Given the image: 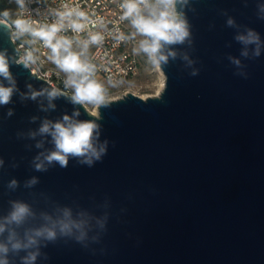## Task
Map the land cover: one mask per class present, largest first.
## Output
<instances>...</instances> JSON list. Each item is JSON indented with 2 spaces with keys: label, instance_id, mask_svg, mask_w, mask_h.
<instances>
[{
  "label": "water",
  "instance_id": "95a60500",
  "mask_svg": "<svg viewBox=\"0 0 264 264\" xmlns=\"http://www.w3.org/2000/svg\"><path fill=\"white\" fill-rule=\"evenodd\" d=\"M176 8L189 36L165 46L160 94L129 92L97 114L18 63L0 20V85L13 88L0 104V264H264V0ZM82 121L98 125L100 159L49 163L42 125Z\"/></svg>",
  "mask_w": 264,
  "mask_h": 264
},
{
  "label": "clouds",
  "instance_id": "9594fccd",
  "mask_svg": "<svg viewBox=\"0 0 264 264\" xmlns=\"http://www.w3.org/2000/svg\"><path fill=\"white\" fill-rule=\"evenodd\" d=\"M183 0H121V21H127L131 28L130 37H139L136 46L133 49L135 54H143L153 67L159 68L162 63H167L168 56L164 54L166 45L183 43L189 36L187 23L182 18V14L177 11L176 5ZM17 3L23 6V0H17ZM4 17H8V11L3 12ZM57 22L41 27H33V23L26 19L17 18L14 21L15 29L18 33H29L32 37L38 38L43 42L44 47L50 50L47 59L51 61L56 68L67 75L66 86L73 89L72 100L75 103H90L99 106L105 102V91L102 85L93 78L96 70L95 65L82 59L83 51L76 52L72 50L73 40L65 36H59L58 33L65 28V21L73 32L80 33L84 31L89 23V17L86 12L79 8H69L65 5L64 11H57ZM95 23V22H92ZM119 32V31H118ZM123 32H119L117 40L125 41L130 38ZM245 43L253 42L258 38L249 33V37H238ZM104 40V36L99 33H90L89 38L82 42V48L87 50L90 44L98 45ZM174 55V53H169ZM257 55L259 52L257 51ZM34 62L32 52H27L21 57L18 63H23L28 67ZM0 76L10 79V72L6 58L0 54ZM13 92L12 87L0 85V104H7ZM57 91L53 90L48 93L50 98L57 96ZM39 93H33L35 99ZM64 121H69L68 116H64ZM98 125L92 121H82L75 123L56 122L50 126L45 122L40 128L41 133H49L55 144V151H52L47 157V161H57L62 167L67 166L68 157H86L85 162L91 164L92 157L100 159L101 148L99 151L93 146V135ZM37 169L41 168L40 164L36 165ZM34 182V181H33ZM15 181H13V184ZM26 205L17 204L11 213L10 220L20 223L28 213ZM68 225H63L67 229ZM62 229V230H63ZM0 231H3L0 228ZM49 240L55 239L56 233L50 229L39 230L36 236L45 235ZM29 243L34 244L36 241L29 238ZM19 243L13 244V248L19 249ZM0 251L7 249L0 245ZM35 259V256H31Z\"/></svg>",
  "mask_w": 264,
  "mask_h": 264
},
{
  "label": "built area",
  "instance_id": "2783aa9c",
  "mask_svg": "<svg viewBox=\"0 0 264 264\" xmlns=\"http://www.w3.org/2000/svg\"><path fill=\"white\" fill-rule=\"evenodd\" d=\"M15 4V12L11 19L6 20L0 13V20L7 22L11 30V38L19 52V59L27 52H32L34 62L29 64L32 73L47 80L53 87L61 92H71V87L66 86L67 75L60 71L47 59L50 50L44 47L43 42L32 37L29 33L20 34L14 26L17 18L26 19L33 23V27H41L57 22V11H64L65 5L69 8H79L86 12L89 23L84 31L73 32L67 20L65 28L58 33L73 40L72 50L82 52V59L95 65L93 78L102 87L108 84H118L126 79L133 78L139 70V60L133 52L138 38H131V28L127 21H121V0H23V6L17 0H10ZM95 22V23H92ZM130 38L125 41L117 40L119 32ZM99 32L104 36L101 44H90L87 50L82 48V42L89 38L90 33Z\"/></svg>",
  "mask_w": 264,
  "mask_h": 264
},
{
  "label": "rangeland",
  "instance_id": "374dc122",
  "mask_svg": "<svg viewBox=\"0 0 264 264\" xmlns=\"http://www.w3.org/2000/svg\"><path fill=\"white\" fill-rule=\"evenodd\" d=\"M8 11L9 16L4 17L3 12ZM15 12V4L10 0H0V13L6 19L10 20ZM139 39V37H137ZM138 41V40H137ZM137 41L134 47L137 44ZM139 60V70L136 76L126 79L118 84H108L104 88L105 100L120 98L127 93H133L142 98L159 95L164 86V74L160 68L153 67L143 54H136ZM163 84V86H162ZM73 93V89L71 88ZM86 109L93 113H98V106L90 103L83 104Z\"/></svg>",
  "mask_w": 264,
  "mask_h": 264
},
{
  "label": "bare ground",
  "instance_id": "6f19581e",
  "mask_svg": "<svg viewBox=\"0 0 264 264\" xmlns=\"http://www.w3.org/2000/svg\"><path fill=\"white\" fill-rule=\"evenodd\" d=\"M162 86H163V84H162Z\"/></svg>",
  "mask_w": 264,
  "mask_h": 264
}]
</instances>
